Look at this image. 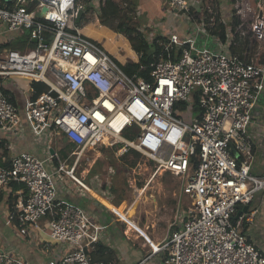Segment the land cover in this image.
<instances>
[{"label": "built area", "instance_id": "1", "mask_svg": "<svg viewBox=\"0 0 264 264\" xmlns=\"http://www.w3.org/2000/svg\"><path fill=\"white\" fill-rule=\"evenodd\" d=\"M16 1L12 8L0 7V34L28 30L35 47L0 53V82L19 76L47 87L26 99L23 111L46 155L8 156L0 142V195L22 185L14 194L21 233L41 230L46 220L51 238L67 245L48 264H100L90 253L103 227L81 207L58 202L60 183L75 182L130 223L76 175L85 153L103 146L143 155L154 163L152 177L169 173L181 179L179 225L164 242H149L152 254L165 252L161 264H264V252L242 230L243 223L255 222L258 210L238 215V206L250 207L264 189V176L251 174L257 142L250 132L264 94V0H235L230 20L219 15L225 38L212 32L217 25L212 8L196 19L195 0H164L192 32L165 36L158 58L140 62L139 54L134 61L139 70L132 75L81 32L76 21L78 10H85L81 0H37L36 12L28 10V0ZM139 30L153 42L152 34ZM173 48L180 50L176 59ZM20 122V111L0 86V127L16 131ZM63 140L74 146L71 167L52 153ZM55 158L59 165L50 171ZM0 264L29 263L0 251Z\"/></svg>", "mask_w": 264, "mask_h": 264}, {"label": "crops", "instance_id": "2", "mask_svg": "<svg viewBox=\"0 0 264 264\" xmlns=\"http://www.w3.org/2000/svg\"><path fill=\"white\" fill-rule=\"evenodd\" d=\"M3 1L7 5L12 3L13 7L17 5L16 0ZM134 1L136 2V9L139 11L136 19L141 25L140 28L142 27L144 32L152 34L154 39L156 36L165 37L172 33L185 36L192 32L190 26L182 21L176 12L166 9L164 0ZM234 1L195 0L193 14L196 19H199L208 8H212L217 12L218 17L221 15L225 19L230 20ZM97 4L98 2L94 3L96 6ZM82 7L86 8L84 4H82ZM89 7L94 9V6ZM80 28L82 32L83 29L82 27ZM109 30L103 27L100 31L92 30V33L96 36H102L101 32H104L103 36L106 37L105 35H108L110 32ZM25 31L24 29L17 32L4 31L0 34V53L9 49L26 51L35 47V43L29 40V34ZM83 34L89 39L95 40L91 35ZM46 36L50 41L54 38L51 32H46ZM0 86H2L4 93L17 107L21 115L18 130L5 131L0 127V142L8 147L6 153H8V156H11L14 153L25 151L43 158L46 155L44 148L34 138L35 136L30 131L28 122L23 114L26 99L36 98L33 97L34 86L29 80L19 76L1 81ZM250 132L257 142L254 150L255 158L251 165V174L264 176V94L257 103L256 117ZM67 147L74 149L72 144L67 140H63L53 145L52 153L57 152L60 161H66L63 159L61 153ZM105 148L103 146L99 147L98 150L87 151L76 167V175L88 188L95 190L109 205L127 218L131 224L119 218L104 203L73 181H71L70 186H65L63 183L59 184L58 202L64 200L81 207L88 213V216L95 224L103 227L100 241L90 253L96 263L161 264L165 257V252L152 254L149 242H164L179 225L178 204L182 187L181 179L178 177L180 179L178 191L174 190L171 196L162 193L163 189L160 187V184H154V193L148 194L149 189L152 187V182L155 181L158 175L151 177L144 187L139 188L136 185H131L133 192L138 194L136 199L131 201L132 194L125 196L124 191L117 193L114 190L113 183H110L105 177H102L99 170L95 169L96 160L91 159L90 154L93 153V156L95 154L99 158L102 156L101 151ZM74 160L70 164L66 161L67 165L71 167L74 164ZM58 165L59 161L55 158L48 166V169L53 171ZM109 168L112 170L111 166ZM102 170L106 171V168ZM150 171L152 174V169ZM91 174L92 176H90ZM101 174L104 176L107 175L106 173ZM21 188H23L22 185L16 189L12 185L10 188H6L0 195V251L11 252L14 256L24 259L29 264H48L51 259L59 258L67 250V245L51 238L48 229L45 228L46 220L42 221L41 230L28 228L26 234L21 233L19 223H15L12 219L13 214L11 210V200L15 198V191ZM142 190L145 193L141 196ZM168 197L170 200H168ZM181 201V205H183L184 201L186 204L187 199L183 196ZM254 209L258 210L255 222L252 224L248 222L243 223L242 230L264 252V189L256 193L254 201L249 207L250 212Z\"/></svg>", "mask_w": 264, "mask_h": 264}, {"label": "rangeland", "instance_id": "3", "mask_svg": "<svg viewBox=\"0 0 264 264\" xmlns=\"http://www.w3.org/2000/svg\"><path fill=\"white\" fill-rule=\"evenodd\" d=\"M116 1L118 3L121 2V0ZM251 2H253V0H246V3L251 4ZM27 4H29V0ZM86 14L88 23L83 22V24L81 25L83 33L94 37L99 46L108 51L112 55V57L120 64H126L128 62H134L135 60H138L140 55L137 54V52H135V50L133 49L129 37L120 30L112 29L116 27L118 20L102 18L101 6L94 7V9L91 8L90 11H88ZM133 21L137 23V26H141L138 23L136 17L135 19H130L128 23H133ZM103 27L110 29L109 34L105 35L106 37L103 36L104 32H101L102 36H96L94 33H92V30L100 31ZM25 32L29 34L28 30H26ZM204 42L205 40H201V43ZM127 137L129 139H132L133 133H130L129 135H127ZM72 150L73 148L67 147L61 153L63 159L66 160L68 164L72 163L74 160V157L70 155ZM101 153L102 156L99 158L96 157L95 154L93 156V153L90 154L91 159L93 158L94 160H96L95 169L99 170L102 177H105L108 181H110V183H113L114 190L117 193H122V191H124L125 196L132 194L133 197L132 199L130 198V200H135L138 194L133 192V187L131 185H136L139 188L144 187L152 177L150 170L154 166V163L143 155H140L139 158H136L131 154L128 157L129 161L131 162L135 160L138 162L136 166L131 167V165L124 162L123 153L119 151L118 148L106 147L101 151ZM109 166L112 167V170H110ZM103 168H106V171H103ZM101 173H106L107 175L104 176ZM90 176H92V174ZM87 182L89 183L88 180ZM154 184H160V187L163 189L162 193H166L167 196H171L174 190L178 191L180 179L169 173L158 175L155 178V181H153L151 184L152 187L148 191L149 195L154 193ZM168 200H170L169 197ZM185 205L186 204L184 201L183 207Z\"/></svg>", "mask_w": 264, "mask_h": 264}, {"label": "trees", "instance_id": "4", "mask_svg": "<svg viewBox=\"0 0 264 264\" xmlns=\"http://www.w3.org/2000/svg\"><path fill=\"white\" fill-rule=\"evenodd\" d=\"M81 2L85 5L84 13L81 17L80 23L78 25H81L84 23H88L87 21V12L90 11V5L89 0H81ZM39 4V1L37 0H29V4L27 5V8L29 11L36 12V7ZM8 6L13 7L12 3L6 4L3 0L0 2V7ZM136 2L134 0H121L120 3H118L116 0H107L103 5L101 4V17L102 18H109L111 20H118L117 25L115 28L116 30H120L126 34L130 42L132 44L133 49L138 54L143 55L140 62H147L148 60L159 57L160 54L163 53V44L166 42L165 38L163 36H156V38L153 40L152 43H149L145 37V35L140 32V27L137 26V23L133 21V23H128L130 19H135L137 17V9H136ZM36 17L38 19H41V15L36 13ZM105 21V20H103ZM106 23V22H103ZM111 28V27H110ZM212 32L219 33L222 38H225L226 30L225 27L220 23L219 17L217 16V25H215L212 28ZM94 44H98L97 41L90 39ZM234 53H238L239 50L236 48L233 51ZM174 59L177 58L178 54H180V50L174 49L172 51ZM122 69L124 72L128 75H132L133 73L137 72L139 70V64L135 62H128L126 64H121ZM140 75L145 76L146 74L143 72H140ZM34 96L37 97L41 93L47 91V87L42 83H34ZM134 155L136 158L140 157V154L134 150H129L127 153L123 154V160L126 164L131 165V167L136 166L138 163L137 161H129L128 157L130 155ZM21 185L13 184V188L16 189L20 187ZM11 210H12V219L15 221V223L18 222V213L17 209L15 207V198L11 200ZM235 220V218H234Z\"/></svg>", "mask_w": 264, "mask_h": 264}, {"label": "water", "instance_id": "5", "mask_svg": "<svg viewBox=\"0 0 264 264\" xmlns=\"http://www.w3.org/2000/svg\"><path fill=\"white\" fill-rule=\"evenodd\" d=\"M47 10H48V7L45 6L43 8V13H45ZM83 13H84V10L83 9H79L78 10L77 19H76V21L78 23H80V20H81V17L83 15ZM238 210H239V212H238V215H239L242 212H247L249 210V206H244V207L243 206H238Z\"/></svg>", "mask_w": 264, "mask_h": 264}, {"label": "bare ground", "instance_id": "6", "mask_svg": "<svg viewBox=\"0 0 264 264\" xmlns=\"http://www.w3.org/2000/svg\"><path fill=\"white\" fill-rule=\"evenodd\" d=\"M147 187H148V186H147ZM145 189H147V188H145ZM144 192H145L144 190L141 191V196L144 194Z\"/></svg>", "mask_w": 264, "mask_h": 264}]
</instances>
